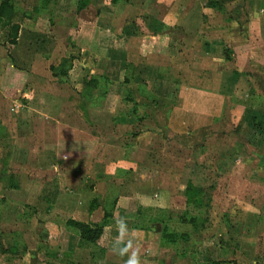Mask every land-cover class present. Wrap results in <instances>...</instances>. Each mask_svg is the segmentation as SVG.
I'll use <instances>...</instances> for the list:
<instances>
[{"label":"rangeland","instance_id":"1","mask_svg":"<svg viewBox=\"0 0 264 264\" xmlns=\"http://www.w3.org/2000/svg\"><path fill=\"white\" fill-rule=\"evenodd\" d=\"M174 1V7H180L185 15L184 29L196 26L194 35L173 30L174 36L188 44L205 37L213 49L222 48L227 61L222 75L224 106L220 115L189 134L172 133L166 125L163 104H158L156 96L142 87L115 84L113 101L106 97L107 88L111 93L113 87L103 81L88 83L93 74L101 75L105 65L102 58L76 43V31L83 23L75 15L73 0H65L71 18L55 15L47 19L38 15L28 18V23L27 12L22 8L28 11L32 5L39 6V1L16 2L15 20L21 23L22 31L32 23L39 31L22 32L20 50L16 51V46L6 40V29L0 28V78L3 64L10 58L9 50L18 52L21 62L27 54L34 55L33 48L37 47L43 49L34 58L36 76L20 91L50 89L53 94H61L58 108L63 114H70L73 106L85 103L106 106L112 102L123 108L131 103L120 96L135 92L138 99H133V122L119 118L112 130L85 125L102 142L101 164L113 157L124 156L131 161L129 168H116L122 174L116 173V181L130 179L143 200L141 206L124 214L123 234L118 224L111 227L109 248L73 242L65 249L64 231L59 237V228L45 224L47 212L40 197L12 203L0 196V264H125L133 253L137 264H264V0ZM42 9L43 14L48 13ZM132 10L131 16L138 8ZM116 21L112 20L114 26L119 25ZM127 21L130 28L142 30L139 21L131 17ZM107 22V18H99V24L94 25L98 28L94 29L106 27ZM130 22L137 25L133 27ZM149 31L143 27L137 32L141 37H135L144 52L154 45L146 36L152 39L156 31ZM97 34L98 45L123 46L118 34ZM97 34L87 35L84 45H92ZM65 58L72 68L65 75L64 85L54 87L57 79H45L50 75L48 65L57 67ZM162 62L171 64L170 60ZM26 64L20 63L25 71ZM88 75L91 76L87 81ZM200 76L207 78L205 74ZM73 91L87 92L89 97L76 101L71 98ZM44 101H35L36 111L25 110V114L10 111L9 104L3 107V115L0 113V121L4 122L0 125V161L11 155L14 160H22L11 168L19 169L16 167L29 160L35 146L52 135L53 126L45 122L41 112H54L57 101L46 99V108L38 106ZM25 106L29 108L28 104ZM45 124L48 128L38 131ZM162 232L171 235V239L163 238ZM122 249L126 251L121 252Z\"/></svg>","mask_w":264,"mask_h":264},{"label":"crops","instance_id":"2","mask_svg":"<svg viewBox=\"0 0 264 264\" xmlns=\"http://www.w3.org/2000/svg\"><path fill=\"white\" fill-rule=\"evenodd\" d=\"M17 1L19 0H14V4ZM32 1H39V6L32 5L28 11L22 8V11L27 12L25 16L27 23L30 21L28 18H37L38 15L45 16L47 19L55 15H59L60 18H71L68 15L70 11L65 8V0H25L27 4ZM73 1L76 6L75 15L83 23L79 24V30L76 31V43L81 49L93 52L103 59L105 67L101 70V75L93 74L91 80L97 84L103 81L107 87H113L111 93L107 88V98L115 100V84L118 83L124 86L142 87L144 91H149L156 96L158 104H163L166 125L174 134H189L200 125L207 124L206 122L220 115L224 106L221 90L222 75L227 62L223 50L222 48L213 49L211 41L206 40L205 37L199 38L196 43L188 44L174 36L173 30L194 35L196 29V26L184 29L185 15L181 14L180 7H174L176 5L174 0H119L116 3H112L111 0ZM192 1L195 2V0ZM79 3L84 4L79 5ZM41 7L48 13L43 14ZM134 7L138 10L131 16ZM103 17L107 18L109 23L107 22L106 27H101L100 30L118 34L119 39L123 40L122 47L98 45L100 36L97 33L102 31L98 29L96 31L94 28L98 27L94 25L99 24L98 19H104ZM129 17L135 19L137 23H142L139 29L143 30V27L148 31L151 28L155 29L156 35H152V39L151 36H146L151 43L154 42L149 52H144L143 46L135 42V37H141L137 36V32L142 30L130 28L127 21ZM112 20H117L119 25L114 26ZM130 24L133 27L137 25L131 22ZM19 25L16 43L9 44L16 46V51L20 50L18 48L22 32L34 34L39 31L34 23L26 26L23 31L20 22ZM170 29H172L170 33L164 31ZM91 33L92 36L97 34V40L90 46L84 45L85 41H88L87 35ZM42 49L35 47L34 55L29 52L30 54L24 56L22 61L27 63L25 65L27 71L22 69L20 65L22 61L18 60L19 54L15 53V50L13 53L9 50L10 58L3 64L0 78L1 114L6 104H9L10 111L17 114L22 112L25 114V110L36 111L35 101L38 102V99L45 100L38 105L44 106L42 108L48 105L46 99L57 101L54 104L57 107L50 114L41 112L45 122L49 121L53 126L52 135L35 146L27 162L21 167H16L19 169H14L11 167L22 160H14L11 155L10 158H3L0 161V170L3 173L0 174L2 180L0 196L4 201L12 203H26L31 197H40L45 204L44 211L47 212L45 219L48 222L45 224H50L53 229L59 228V237L64 231L62 244L65 249L71 247L73 242L79 243L78 232L66 223L67 219L96 224L103 221L105 212H111L97 240V244L107 249L110 246L111 227H115L118 221L123 220L124 214L141 206L143 198L138 196L135 183L130 179L126 182L116 181V175H122L116 168L119 166L129 168L131 161H126L123 156L113 157L101 164L100 153L103 152V145L98 134L89 127L103 126L112 130L116 127L119 118L133 122L136 111L132 106L133 99L138 98L135 92H131L130 96H120L128 104L131 103L124 105L123 108H118L112 102L106 106L88 102L89 104L73 106L70 114H63L58 108V101L62 100L61 94H53L50 89L39 92L33 89L28 92L20 91L25 83L33 82L32 78L36 76L34 58L38 53L41 54ZM151 55L155 56L154 60L150 57ZM132 57H136L137 60H133ZM162 59L170 60L171 64L166 66ZM50 65H48L50 75L48 74L49 76L45 79L46 81L49 77L57 79L59 83L56 82L58 84L55 83L54 87L60 88L64 85L66 76L57 71L53 75ZM195 72L199 75L196 76ZM201 74L207 75V78H202ZM90 76H86L87 81ZM71 95V98L76 101L87 100L89 97V93L80 91H73ZM25 104H28L29 108ZM155 108L158 106L155 105ZM2 123H4L3 120L0 121V125ZM47 128L45 124L38 131ZM47 132L50 133L48 130ZM12 146L16 147L14 144ZM9 172L15 175L18 182L17 188L6 186L5 179Z\"/></svg>","mask_w":264,"mask_h":264},{"label":"trees","instance_id":"3","mask_svg":"<svg viewBox=\"0 0 264 264\" xmlns=\"http://www.w3.org/2000/svg\"><path fill=\"white\" fill-rule=\"evenodd\" d=\"M118 1L119 0H111L112 3H116ZM16 12V7L12 0H0V28L6 29V40L11 44L16 43L20 27L19 22L15 20ZM66 59L67 58L62 59V61L57 67L50 65V69L53 71V75L56 72L54 70H57L58 73L60 72L63 75H67V71L71 68L72 64H68ZM88 83L94 84L95 82L93 80H89ZM132 106H136L135 102ZM15 178L16 177L12 172L7 173L5 179L6 186L17 188L18 182ZM110 215L111 212H105L103 221L101 223L96 224H90L75 219H67L66 223L77 230L79 244L81 243L82 245H96L97 240L103 232V226L107 223V217ZM161 236L168 240L171 239V235H168L165 232H162ZM219 242L223 244L222 238H219ZM216 263L217 262L215 261L211 262V264Z\"/></svg>","mask_w":264,"mask_h":264},{"label":"clouds","instance_id":"4","mask_svg":"<svg viewBox=\"0 0 264 264\" xmlns=\"http://www.w3.org/2000/svg\"><path fill=\"white\" fill-rule=\"evenodd\" d=\"M117 223L120 227L121 233L123 234L124 231H126V226H125L123 220H120ZM120 251L123 252V251H126V249H122ZM125 264H137V257L135 255V253H133V255L129 257V259L125 262Z\"/></svg>","mask_w":264,"mask_h":264}]
</instances>
